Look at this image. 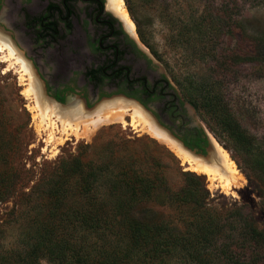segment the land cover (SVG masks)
<instances>
[{"label":"trees","instance_id":"trees-1","mask_svg":"<svg viewBox=\"0 0 264 264\" xmlns=\"http://www.w3.org/2000/svg\"><path fill=\"white\" fill-rule=\"evenodd\" d=\"M223 19L194 20L192 40L206 42L208 29L222 30ZM46 24L54 30L55 22ZM228 56L222 68L241 59L264 61V44L253 48V58ZM213 79L193 81L182 93L213 120L218 141L253 158L264 179V152L224 100L226 74ZM182 140L206 154L202 129L188 130ZM15 142L0 132V203L17 195L27 200L34 189L40 202L34 212L4 224L10 229L22 222L17 242L0 249V264H264V227L241 207L210 205L202 178L183 171L175 155L154 141L151 152L146 151L149 139L124 141L118 149L107 146L97 160L88 153L96 144L85 145L78 157L40 178L31 194L17 189L28 172L16 167ZM164 160L174 164L177 177Z\"/></svg>","mask_w":264,"mask_h":264},{"label":"rangeland","instance_id":"rangeland-1","mask_svg":"<svg viewBox=\"0 0 264 264\" xmlns=\"http://www.w3.org/2000/svg\"><path fill=\"white\" fill-rule=\"evenodd\" d=\"M51 1L55 0H0V33L15 44L28 62H31L26 47L29 34L22 30L20 8L44 7ZM123 1L128 16L134 23V34L138 43L156 57L157 70L166 75L177 90L183 92L184 86L193 81L196 83L217 78L222 72L226 74L224 100L241 126L252 136L258 149L264 152V61L241 59L239 64L233 63L226 68L221 66L229 58L228 55L233 59L251 58L253 48L264 44V4L260 0H127L130 11L127 1ZM201 17L206 21H217L219 17H223L224 26L219 31L216 25H212L208 29L209 39L206 42H195L192 40L194 36L190 28L192 22ZM202 47L204 49L200 50ZM2 60L3 54L0 53V132L4 131L16 140V167L28 172L27 182L23 186H17L18 192L31 194L33 186L40 178L52 172L61 162L78 157L85 145L96 144L94 148L88 149L90 157L95 160L107 153V146L118 149L121 142H148V139L147 152L156 149L150 142L154 141L175 155L164 143L131 127L128 124L130 118L127 117L126 124L102 125L91 138L67 137L58 128L54 131L55 141L49 143L47 139L50 131L40 129L39 121L34 117L37 115L33 110L34 103L24 93L26 77L18 67L9 68ZM31 70L36 85L41 86L37 75ZM46 70L49 71V68L46 67ZM41 93L44 94L42 91ZM102 103L90 109L91 112L106 106L101 105L98 108ZM60 110L61 116L71 112ZM70 118L80 124L85 121L79 114L76 117L71 114ZM193 119L208 133L214 144L217 143L223 148L234 163L238 175L227 192L220 187L218 181L212 182L206 175L188 169L175 155L180 167L183 171L196 173L202 178L211 195L210 205L219 209L225 206L229 209L241 207L249 211L255 221L264 227V179L253 158L243 156L227 142L226 147L221 144L211 131L213 120L202 110H196ZM60 140H64L62 144H59ZM164 162L168 170L176 176L179 171H174V164L167 160ZM33 193L36 194H31L27 200L17 195L0 203V249L3 247L6 250L17 242L19 224L22 222L14 224L10 229H6L4 224H12L21 214L30 213L31 209L35 211L34 206L40 199L36 189ZM41 264L51 263L42 261Z\"/></svg>","mask_w":264,"mask_h":264},{"label":"flooded vegetation","instance_id":"flooded-vegetation-1","mask_svg":"<svg viewBox=\"0 0 264 264\" xmlns=\"http://www.w3.org/2000/svg\"><path fill=\"white\" fill-rule=\"evenodd\" d=\"M19 12L38 90L60 109L82 106L89 113L101 102L98 108L126 102L183 143L188 130L201 129L193 119L196 108L157 70L156 57L138 43L108 0H55ZM46 22H55L54 30ZM208 147L209 140L206 152Z\"/></svg>","mask_w":264,"mask_h":264},{"label":"bare ground","instance_id":"bare-ground-1","mask_svg":"<svg viewBox=\"0 0 264 264\" xmlns=\"http://www.w3.org/2000/svg\"><path fill=\"white\" fill-rule=\"evenodd\" d=\"M109 5L124 21L126 26L134 32L135 26L124 7V1L109 0ZM0 53L3 54L2 61L7 63L9 68L18 67L22 75L26 77L27 83L24 93L34 103L33 110L37 114L34 117L38 119L40 129L50 131V134L48 135L49 139H47L49 140V143L52 140L55 141L56 132L54 131L58 128H60V131H58L65 135L67 134V137L73 136L76 139L91 138L95 131L102 125H107L108 123L126 124L127 117L130 118L128 124L131 127L138 131L146 132L151 137L164 143L183 164H186L189 167L188 169L206 175L212 182L218 181L220 187L227 192L232 187V182L235 181L238 171L223 148L217 143H215L217 154L210 159V162L194 158L183 150L176 141L169 138L164 131L157 128L144 111L134 105L126 104V102H124L125 104L111 103L97 111L89 112V114L84 111L82 106H77L75 109L72 108L74 114L73 112H70L67 114L68 116H61L60 107L51 100L45 99L39 92L38 86L35 83L34 74L29 67L30 65H28V61L24 58L23 53L20 52L15 44L9 41L8 38H4L1 33ZM65 111L69 110L64 109L63 112ZM71 114L73 117H76L79 114L81 118L85 119V121L81 124L79 122H74L75 120L70 118ZM56 139L58 140L59 137ZM63 141L64 140H60L59 144H62Z\"/></svg>","mask_w":264,"mask_h":264},{"label":"water","instance_id":"water-1","mask_svg":"<svg viewBox=\"0 0 264 264\" xmlns=\"http://www.w3.org/2000/svg\"><path fill=\"white\" fill-rule=\"evenodd\" d=\"M191 113H193V109L190 108ZM145 111V110H144ZM146 113V112H145ZM154 124L157 126V128L161 129L162 131H164V133L171 139H173L174 141H176L183 150H185L189 155H191L194 158L197 159H201L204 161H210V159L217 154V148L215 146V144L213 143V141L211 140V138L209 137L208 133H206V136L209 140V147L207 149L206 154H198L197 151L191 150L190 148L186 147L184 145V143L182 141H180L178 138H176L175 136H173L170 132H168L166 129H164L163 127H161L160 125L156 124L154 122Z\"/></svg>","mask_w":264,"mask_h":264}]
</instances>
